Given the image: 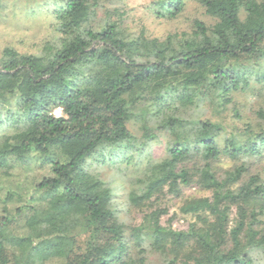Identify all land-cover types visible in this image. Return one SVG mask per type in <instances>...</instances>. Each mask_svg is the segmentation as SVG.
<instances>
[{"label":"trees","instance_id":"1","mask_svg":"<svg viewBox=\"0 0 264 264\" xmlns=\"http://www.w3.org/2000/svg\"><path fill=\"white\" fill-rule=\"evenodd\" d=\"M100 1L25 0L47 39L0 46V264H264V0H149L209 18L162 36Z\"/></svg>","mask_w":264,"mask_h":264},{"label":"rangeland","instance_id":"2","mask_svg":"<svg viewBox=\"0 0 264 264\" xmlns=\"http://www.w3.org/2000/svg\"><path fill=\"white\" fill-rule=\"evenodd\" d=\"M12 1H7V8L0 17V46L9 44L20 51H33L36 45H39L47 39L48 31L46 30V22L41 16H38L35 20L34 17L27 18L19 12L24 6L25 0H18L20 4L16 8L10 5ZM100 2L99 17L103 9L113 10L118 8L119 11L124 13L122 19H124L123 22L125 25L133 30L144 26L147 33L152 36H162L166 31L174 28H185L188 23L185 16H196L204 21L209 20L204 15L202 7L194 1L187 3L184 15L169 21H159L148 14L147 5L149 0H102ZM17 12V15L13 14ZM55 112L59 114L60 111L56 110ZM225 121L229 123V126L231 125L229 118H225ZM185 191L187 195L205 194L203 191L197 190L194 187H187ZM179 203L180 199L172 196L161 199L160 205L166 206L168 209V213L162 218L166 220L173 213H176V217L172 221V226L183 228L186 225V220L178 211ZM139 216L140 214H136L137 219L140 218Z\"/></svg>","mask_w":264,"mask_h":264}]
</instances>
